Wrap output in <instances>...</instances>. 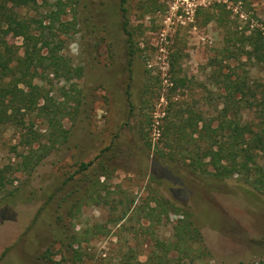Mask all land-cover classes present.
I'll list each match as a JSON object with an SVG mask.
<instances>
[{"label": "rangeland", "instance_id": "374dc122", "mask_svg": "<svg viewBox=\"0 0 264 264\" xmlns=\"http://www.w3.org/2000/svg\"><path fill=\"white\" fill-rule=\"evenodd\" d=\"M59 1L66 13L61 16L64 27L59 29V22L56 30L65 41L64 55L73 69L82 68V75L67 79L34 70L21 88L39 95L38 105L0 133V170L7 185L0 189V264H73L71 254L65 257L55 240L62 227L80 242L74 246L82 257L77 264H120L123 258L144 264H248L264 259V195L238 176L220 181L188 171L181 162L188 152L175 141L181 127L186 137L191 135L194 113L211 119L222 109L223 91L213 85L212 74L224 66L223 27L230 18L239 31H264V0H131L138 48L132 78L120 0H49L50 7L19 13L42 18L58 10ZM22 24L2 30L21 55ZM175 53L180 58L171 70ZM243 70L256 93L264 91V67L248 62ZM173 72L185 83L174 86ZM257 84L263 87L257 90ZM59 108L65 111L66 118L59 121L70 131V142L29 175L21 167L22 155L35 164L39 144L34 142L31 151L23 143L33 139V130L51 146L50 121H58L52 111ZM244 111L247 121L254 119V110ZM113 144L117 149L111 151ZM104 153L108 170L98 169ZM159 156L175 162L165 166ZM83 162L91 165V174H86L90 179L77 186V205H82L72 211L71 202L61 203L71 189H59L69 177L77 184L87 177L76 174ZM51 195L54 199L46 202ZM162 197L180 214L164 213L157 202ZM8 203L11 207L2 211L1 205ZM187 212L210 257L186 253L190 240L175 248L181 237L177 221ZM157 240L171 245L167 258L156 249ZM48 249L51 261L43 258Z\"/></svg>", "mask_w": 264, "mask_h": 264}, {"label": "trees", "instance_id": "16d2710c", "mask_svg": "<svg viewBox=\"0 0 264 264\" xmlns=\"http://www.w3.org/2000/svg\"><path fill=\"white\" fill-rule=\"evenodd\" d=\"M61 2L56 4L58 10H50L49 14L42 18H26L20 15L19 10H39V8L50 7L49 0H0V133L15 123L18 125L20 116L26 115L38 105L39 95L34 91H25L21 88L34 70L39 68L43 72L67 79L82 75V68L73 69L71 60L64 55L65 41L59 37L56 30V24L59 22V29L64 27L61 16L66 13V10L64 3ZM130 2L131 0H120V12L123 19L122 28L127 36L128 67L130 78H132L138 48L135 41L136 34L131 25ZM214 18H209L207 22ZM217 19L223 20L220 17ZM20 21L21 24L22 21L24 22L20 30L23 38L22 55L19 47L9 44L2 34L4 26L13 28L18 26ZM33 26H35L34 29ZM223 28L226 31L227 40L226 47L222 50L221 64L224 66L223 69L220 68L212 74L213 85L223 91L220 95L223 99L222 109L216 117L211 119L194 113L193 122L189 125L192 128L191 135L186 137V132L182 131L184 127H181V134L175 135L178 136L175 141L179 148L188 152L186 154L188 158L181 159L188 171L195 175L207 174L220 181L238 176L244 184L264 195V91L256 93V87L250 82L249 73L245 70L241 71L248 62L253 63L254 66L264 67V31L261 29L239 31L237 23L230 21V18ZM248 31L250 33H247ZM234 40L238 43L237 46H234L235 43L231 46ZM178 58H180L179 53L171 55V70H174ZM231 60H235L236 65H230ZM226 68L228 72L224 71ZM176 74L173 72V85L184 84L185 80L175 78ZM262 87L263 85L257 84V90ZM244 110H254V119L247 121L244 118ZM52 112L55 113L58 121L54 122L53 119L50 121L54 130L50 135L51 146L48 142L43 144L42 135L33 130L29 131L33 134V139L23 143L29 145L31 151L34 142L39 144L35 153L40 152V159L35 164H32L31 156L22 155L21 167L29 175L35 172L49 156L65 150L70 142V131L64 129L59 121V118L60 120L66 118L64 109L59 108ZM215 122H218L216 127L213 125ZM168 126L171 129V125ZM193 133L195 135L192 136ZM114 149H117L116 144H113L110 150ZM106 154H103L102 159ZM159 158L164 160L165 166H169L168 161L175 162L173 159L165 161L166 157L159 156ZM90 166L84 162L80 163L76 174L90 175ZM98 169H109L104 159L99 163ZM89 175L85 179L82 178L83 180H80L78 184L77 180H74L75 177H69L60 186L59 190L61 187L71 189V192L62 198L61 203L71 202L72 211L79 209L82 205V203L77 205V190L87 181L86 179H90ZM9 183L13 184L8 180ZM6 186L4 172L0 170V189ZM77 186H79L78 189ZM54 196H49L46 202L54 199ZM157 202L160 207L165 208L164 213L180 214V210L169 200L163 198L162 201ZM1 206L4 208L2 211L11 207L10 203ZM125 215L126 213L121 219H124ZM183 216L184 219L177 221L181 237L176 241L175 248L179 250L180 246H184L190 240L191 244L186 245V253L197 255L199 258L200 256L210 257L211 253L205 245L202 232L192 220L191 214L187 212ZM64 228H61L55 240L60 242L64 256L71 254V261L77 264V260L81 261L82 257L74 246L80 242L75 235H68ZM170 247L171 245L167 242L156 241V249L165 253V258L171 250ZM178 252L182 254V251ZM51 255H53L52 250L48 249L43 258L51 261ZM120 264L144 263L139 261L133 263L123 258ZM248 264H264V259Z\"/></svg>", "mask_w": 264, "mask_h": 264}]
</instances>
